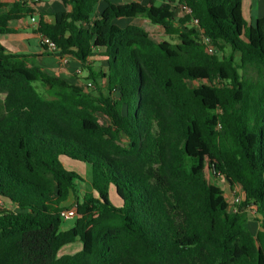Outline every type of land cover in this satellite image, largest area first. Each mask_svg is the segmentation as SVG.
Instances as JSON below:
<instances>
[{"label":"trees","instance_id":"trees-1","mask_svg":"<svg viewBox=\"0 0 264 264\" xmlns=\"http://www.w3.org/2000/svg\"><path fill=\"white\" fill-rule=\"evenodd\" d=\"M62 2L70 10L53 23L41 12L36 31L94 88L0 44V264H264V16L249 24L244 0ZM36 14L0 0V35ZM140 15L153 32L121 25ZM216 177L243 191L237 211Z\"/></svg>","mask_w":264,"mask_h":264},{"label":"crops","instance_id":"crops-1","mask_svg":"<svg viewBox=\"0 0 264 264\" xmlns=\"http://www.w3.org/2000/svg\"><path fill=\"white\" fill-rule=\"evenodd\" d=\"M5 2H13L14 0H3ZM114 3L122 4L125 0H112ZM104 8V4L100 5ZM253 7V6H252ZM70 10L62 0H40L37 7V23L41 12L47 13V19L50 22L55 21V14ZM258 16L260 13H258ZM257 20V18H256ZM10 27L15 30L14 33L0 35V44L9 52L16 54H24L30 56L32 64L43 67L47 72L63 78L71 83L83 86V78L86 71L82 68V64L72 57H68V63L64 61L58 54L49 53L42 46V35L37 33V24L26 18L10 23ZM92 61V60H91ZM71 202L69 200L68 204Z\"/></svg>","mask_w":264,"mask_h":264},{"label":"rangeland","instance_id":"rangeland-1","mask_svg":"<svg viewBox=\"0 0 264 264\" xmlns=\"http://www.w3.org/2000/svg\"><path fill=\"white\" fill-rule=\"evenodd\" d=\"M142 2L146 3V0H140ZM116 3V2H115ZM117 4V3H116ZM253 6V7H252ZM174 10L176 13L177 18L181 17L183 15V7L181 5H174ZM243 13H244V18L246 19V21L249 24H254L256 21V18L262 17L264 16V0H244L243 2ZM258 13H260V15L262 16H258ZM127 24H136L138 26H141L151 32H153L155 30V26H153L149 20L146 19V17L144 15H140L135 19H131V20H127L124 21L123 23H121V25H127ZM163 40H175L172 37L166 36L164 34H161V36H159L158 38V42L163 41ZM91 66L93 67V69L95 70V72H100V71H104L106 70V62L105 59L102 57L101 52L100 51H96L93 55V57L91 58ZM91 81L89 79V74L86 71V75L83 78V86L86 88V85L88 84V82ZM193 86H198L200 85V83H192ZM38 89H40V91H42V88L40 85H37ZM94 87H91V89H93ZM99 119L100 122L102 124H109V119L104 116L103 114H99ZM63 163L65 168L68 171H72V172H76V173H82L84 170V165L73 161L71 159H63ZM215 182L217 183L218 186L221 187L222 190H224V192L226 193V197L227 199H231L232 195H231V189L228 186L226 180L222 177L219 178H215ZM77 193H78V197L79 199H82L84 194H86L87 192H89L90 188L88 185L83 184V183H78L77 185ZM71 203H75V197L71 198ZM248 213H249V222H248V227L250 228V230L253 233H256L257 230L259 229V223L257 222L256 218L257 215L254 213V210L252 208H248ZM74 222L75 219H69V220H64L62 223V229L63 230H69L70 228H72L74 226ZM82 249V243L80 240L76 241L75 243L66 245L64 247H62L59 251V255L63 256V255H73L76 254L78 252H80Z\"/></svg>","mask_w":264,"mask_h":264},{"label":"built area","instance_id":"built-area-1","mask_svg":"<svg viewBox=\"0 0 264 264\" xmlns=\"http://www.w3.org/2000/svg\"><path fill=\"white\" fill-rule=\"evenodd\" d=\"M21 1H23V2L27 3L28 5L32 6L33 9H35L36 11H37L38 4L40 3V0H21ZM30 18H31V21L33 23L37 24L36 15H33ZM203 41L208 46L209 53L213 54L215 49L211 45L210 39L206 38V37H203ZM42 46L49 53L56 54V53L59 52L57 46L55 45V43L53 41L49 40L48 38L43 37V36H42ZM63 61H64V64H67L68 63V57H65L63 59ZM86 87L87 88H91V87H93V85L91 83H88L86 85ZM231 195H232V197H231V199H229L230 206H231L232 209L237 211L238 207L241 205V203L243 201V191L239 187H235L234 189H231ZM2 205H3V203L0 200V207ZM253 210H254V213L257 215L256 210L255 209H253ZM76 216H77V212H76L75 209H71V210L65 209V210H63L61 212V217L64 220L74 219Z\"/></svg>","mask_w":264,"mask_h":264}]
</instances>
